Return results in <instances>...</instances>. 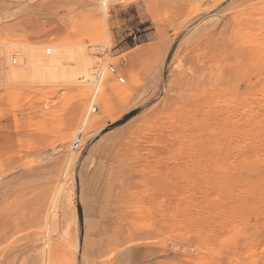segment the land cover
Wrapping results in <instances>:
<instances>
[{
    "label": "rangeland",
    "instance_id": "rangeland-1",
    "mask_svg": "<svg viewBox=\"0 0 264 264\" xmlns=\"http://www.w3.org/2000/svg\"><path fill=\"white\" fill-rule=\"evenodd\" d=\"M0 264H264V0H0Z\"/></svg>",
    "mask_w": 264,
    "mask_h": 264
},
{
    "label": "bare ground",
    "instance_id": "bare-ground-1",
    "mask_svg": "<svg viewBox=\"0 0 264 264\" xmlns=\"http://www.w3.org/2000/svg\"><path fill=\"white\" fill-rule=\"evenodd\" d=\"M98 26H100V25H98ZM98 47H99V45L89 46L82 57L78 56V57H76V59H74V58H72L73 60L69 59L70 61L68 63V67L74 71L73 73L78 74V70H80V76L85 81L89 82L92 85H96L98 75L102 76L103 74H105L107 72V68H109L108 67V56H103L100 59H97V60L92 62V59L97 54H99V52H102L100 50L101 48H98ZM111 69L114 70V68H111ZM95 73L98 75H96ZM121 80H123V82H125L124 78H120V81ZM105 81H106V79L104 78L103 81L101 82V84L104 83ZM107 81L109 82V80H107ZM108 82H107V85L109 84ZM92 110H93V108L91 107L89 109L88 113H90ZM94 119H92V120L94 121ZM100 120H101V118H100ZM88 123H89V121H88ZM91 124H93V122ZM91 124L89 123V125H91Z\"/></svg>",
    "mask_w": 264,
    "mask_h": 264
},
{
    "label": "built area",
    "instance_id": "built-area-1",
    "mask_svg": "<svg viewBox=\"0 0 264 264\" xmlns=\"http://www.w3.org/2000/svg\"><path fill=\"white\" fill-rule=\"evenodd\" d=\"M123 82V80H121Z\"/></svg>",
    "mask_w": 264,
    "mask_h": 264
}]
</instances>
